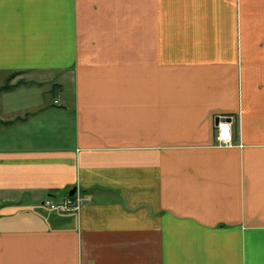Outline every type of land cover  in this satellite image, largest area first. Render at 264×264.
I'll return each mask as SVG.
<instances>
[{
  "label": "crops",
  "instance_id": "obj_1",
  "mask_svg": "<svg viewBox=\"0 0 264 264\" xmlns=\"http://www.w3.org/2000/svg\"><path fill=\"white\" fill-rule=\"evenodd\" d=\"M15 72L0 264H264V0H0Z\"/></svg>",
  "mask_w": 264,
  "mask_h": 264
},
{
  "label": "built area",
  "instance_id": "obj_2",
  "mask_svg": "<svg viewBox=\"0 0 264 264\" xmlns=\"http://www.w3.org/2000/svg\"><path fill=\"white\" fill-rule=\"evenodd\" d=\"M214 127V144L218 147H231L233 145L232 118L226 116H218L215 119ZM83 201V197L74 195L72 197L65 196L58 200H52L48 198L43 201V205L50 211L67 214L77 211Z\"/></svg>",
  "mask_w": 264,
  "mask_h": 264
},
{
  "label": "trees",
  "instance_id": "obj_3",
  "mask_svg": "<svg viewBox=\"0 0 264 264\" xmlns=\"http://www.w3.org/2000/svg\"><path fill=\"white\" fill-rule=\"evenodd\" d=\"M17 74H20V73H11L7 78L6 80L4 81V83L2 85H0V94L3 93V92H7V91H11L12 89L18 87V86H22V85H25V86H29L31 84H33L32 82H28V81H23V80H20V81H17L15 84H10L11 80L17 75ZM10 122H7V123H4L5 125L6 124H9Z\"/></svg>",
  "mask_w": 264,
  "mask_h": 264
},
{
  "label": "rangeland",
  "instance_id": "obj_4",
  "mask_svg": "<svg viewBox=\"0 0 264 264\" xmlns=\"http://www.w3.org/2000/svg\"><path fill=\"white\" fill-rule=\"evenodd\" d=\"M29 76L25 75V74H17L12 80L10 83L12 82H16V81H20V80H23V81H26L28 80Z\"/></svg>",
  "mask_w": 264,
  "mask_h": 264
},
{
  "label": "water",
  "instance_id": "obj_5",
  "mask_svg": "<svg viewBox=\"0 0 264 264\" xmlns=\"http://www.w3.org/2000/svg\"><path fill=\"white\" fill-rule=\"evenodd\" d=\"M76 193V188L69 191L68 196H73Z\"/></svg>",
  "mask_w": 264,
  "mask_h": 264
}]
</instances>
